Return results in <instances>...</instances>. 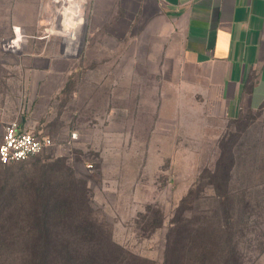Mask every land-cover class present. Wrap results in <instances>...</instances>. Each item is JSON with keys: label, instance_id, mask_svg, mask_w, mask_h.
I'll return each mask as SVG.
<instances>
[{"label": "rangeland", "instance_id": "374dc122", "mask_svg": "<svg viewBox=\"0 0 264 264\" xmlns=\"http://www.w3.org/2000/svg\"><path fill=\"white\" fill-rule=\"evenodd\" d=\"M95 2L68 21V0H43L19 28L57 38L78 72L35 111L56 144L0 160V264H264V112L227 115L140 15L99 27ZM1 82L0 144L27 116Z\"/></svg>", "mask_w": 264, "mask_h": 264}, {"label": "crops", "instance_id": "0c3cea01", "mask_svg": "<svg viewBox=\"0 0 264 264\" xmlns=\"http://www.w3.org/2000/svg\"><path fill=\"white\" fill-rule=\"evenodd\" d=\"M42 2L0 0V81L11 79L21 85L27 116L20 122L31 130L39 123L35 111L45 107V101L59 100L78 72L74 66H60L73 59L64 56L53 36H22L15 52L3 46L14 28L25 32L41 24ZM132 11L145 21L142 26L150 34L162 37L164 51L167 46L168 53H179L174 58L194 67L196 85L213 93L227 115L264 112V0H96L93 7L99 27H111L115 24L110 21H122L121 13ZM1 84L3 117L8 104Z\"/></svg>", "mask_w": 264, "mask_h": 264}, {"label": "built area", "instance_id": "2783aa9c", "mask_svg": "<svg viewBox=\"0 0 264 264\" xmlns=\"http://www.w3.org/2000/svg\"><path fill=\"white\" fill-rule=\"evenodd\" d=\"M14 33V36L3 42V46L15 52L21 46L22 35L19 28H14ZM76 138L77 132H72L68 137V142ZM55 144L56 141L50 136L26 128L18 119H13L4 126L3 139L0 144V160L4 163L24 161L42 154Z\"/></svg>", "mask_w": 264, "mask_h": 264}, {"label": "bare ground", "instance_id": "6f19581e", "mask_svg": "<svg viewBox=\"0 0 264 264\" xmlns=\"http://www.w3.org/2000/svg\"><path fill=\"white\" fill-rule=\"evenodd\" d=\"M83 2H84V0H68V5L64 9L67 12L68 17L66 16L65 19H68V21H69V18L72 16L73 17H75V16L83 17V12H82ZM68 21L64 23V26L62 28L63 30L59 31V33L63 34L67 31ZM67 37H69V36H67Z\"/></svg>", "mask_w": 264, "mask_h": 264}]
</instances>
